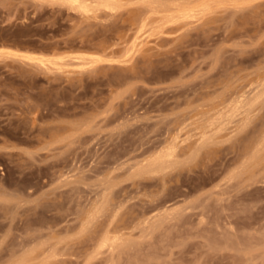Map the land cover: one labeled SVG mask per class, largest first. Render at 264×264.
Here are the masks:
<instances>
[{
    "label": "rangeland",
    "instance_id": "rangeland-1",
    "mask_svg": "<svg viewBox=\"0 0 264 264\" xmlns=\"http://www.w3.org/2000/svg\"><path fill=\"white\" fill-rule=\"evenodd\" d=\"M95 1L0 0V264H264V98L193 146L264 76V0Z\"/></svg>",
    "mask_w": 264,
    "mask_h": 264
},
{
    "label": "bare ground",
    "instance_id": "bare-ground-1",
    "mask_svg": "<svg viewBox=\"0 0 264 264\" xmlns=\"http://www.w3.org/2000/svg\"><path fill=\"white\" fill-rule=\"evenodd\" d=\"M62 1L65 2V3H67V4H69V5H71L72 7L75 6L77 8L83 9V11H85V13H86V11H89L90 10L85 5H83L80 2V0H62ZM117 1L118 0H115L113 2H117ZM95 2H97V0ZM105 2H108V3L102 4L105 8H108V9L115 8L113 6L115 4H113V3L110 4L111 1L109 3V1H106L105 0ZM121 3H123V2H121ZM94 4H96V3H94ZM121 5H122V7L124 6L123 4H120V6ZM93 6H95V5H93ZM117 6H119V5H117ZM92 10H94V9H92ZM95 10L97 11L98 9L96 8ZM96 13L91 12V14H93V15L96 14ZM83 15L85 16V14H83ZM96 15H94L95 18H96ZM86 16H87V14H86ZM88 17L90 18V16H88ZM263 75H264V73L262 74V76ZM257 79H258V81L255 80V81H257V84H256L257 86H254V87H256L255 88L256 90L255 89H252L249 92L248 91L246 92L245 91V88H247V87L244 88L242 85L241 86H238V87H235L234 90H231L227 94L222 95L216 102H213L210 105V107L204 112L203 115L206 114V122H205V124L200 125L201 127H197L196 128V129L199 130V132H198V138H196L197 140L193 144V146H196L197 147V149H196L197 151L198 150L201 151V149H203L206 145H212L213 146L217 139H220L222 141V138H220L219 136H218L219 138L216 137V136H214L215 134L214 135L211 134V131H213V130L216 131V129L218 128V126L224 120H226V122H230V119L231 118L233 120V117L240 116L239 121H238V124L235 126V127H237L236 130H234L236 132L239 129L242 130V129L246 128V126L249 124L250 120L254 119L253 118L254 117L253 114H256V113H253L252 114L253 117H252L251 113L253 111H256L257 108H254L256 110H254V109L252 110V107L255 106V105L257 106V104L263 105V103H262L261 100H263L262 98H264L263 97L264 96V76L263 77H260L259 76V78L257 76ZM249 82H251L250 85H252L253 82L252 81H249ZM255 83L256 82H254L253 84H255ZM252 91H254V92L252 93ZM227 113H230V117H228V118L225 119V116H226ZM193 122H195V121L193 120ZM218 129H220V128H218ZM173 141H174V139H173ZM208 141H210V142L208 143ZM217 144H218V142H217ZM176 146H177V143H176V141H174L173 143L168 144L167 147L163 146L164 149H160V152L157 151L158 154L156 156L153 155L154 157H153V159L151 158L152 159V160H150L151 162L148 161V163H147V161L145 160L146 163H147V165H148L147 167H146L145 164L143 165V167L145 166V170H146L145 172H147L149 170H154L156 172L158 170V171H160L159 173H161V172L163 173L164 169H166V171H167L168 170L167 168H171L175 164H177L178 162L175 161L176 159L174 160V158L176 157V150H175ZM219 146L220 145H217V146H214V147H219ZM208 150H210V152L208 153V154H210L211 153V149H208ZM189 154L190 153H188V155ZM205 155H207V154H205ZM196 157H198V156H196L195 154H190V156H189V158H191L192 160H194ZM253 158H254V160H256L258 157L253 156ZM261 158H262V156H261ZM261 158L259 157V159H261ZM149 162H150V164H149ZM185 163H186V161H185ZM138 171L141 173V170H138ZM145 172H142V173H145ZM151 174H154V173H151Z\"/></svg>",
    "mask_w": 264,
    "mask_h": 264
}]
</instances>
